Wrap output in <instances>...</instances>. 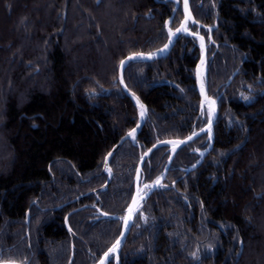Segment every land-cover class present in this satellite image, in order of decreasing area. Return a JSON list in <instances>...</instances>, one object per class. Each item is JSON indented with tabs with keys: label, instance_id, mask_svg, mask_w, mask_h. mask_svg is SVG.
<instances>
[{
	"label": "trees",
	"instance_id": "trees-1",
	"mask_svg": "<svg viewBox=\"0 0 264 264\" xmlns=\"http://www.w3.org/2000/svg\"><path fill=\"white\" fill-rule=\"evenodd\" d=\"M191 9L190 31L207 40L204 87L218 99L214 147L189 174L208 135L175 153L121 264H264V0ZM182 19L175 0H0V262L95 264L120 236L141 155L208 123L199 39L182 35L166 57L129 63L125 84L148 116L99 190L105 157L140 119L120 63L163 48ZM170 155L163 147L146 160L141 187L162 177Z\"/></svg>",
	"mask_w": 264,
	"mask_h": 264
},
{
	"label": "water",
	"instance_id": "water-1",
	"mask_svg": "<svg viewBox=\"0 0 264 264\" xmlns=\"http://www.w3.org/2000/svg\"><path fill=\"white\" fill-rule=\"evenodd\" d=\"M166 1H169V0H166ZM175 1H176V4H177V8L180 5H182L183 13H184V19H183V21L181 22L180 26L177 29H182L183 26H186L188 28L189 24H193V25L196 24V21L194 19L192 11H191V1L192 0H188L187 8L184 7V0H175ZM193 21H195V23H193ZM177 29L174 30V31L171 30V33H170L169 28H168L169 38H168V41L166 43L167 47L164 46L163 48H161V49H163V51H161V49H160V50L154 52L155 55L151 56V58H147L150 54H143L142 53L143 57L137 55L135 59H129L130 56L134 55V54H132V55L127 56L126 58H124L122 60V61H125V63L123 64V67H121V63H120L119 71H118L119 84H120L121 89L123 90V92L127 95V97L132 102L133 106L139 111L140 119H139V122L137 123V125L132 130L127 132L120 139V141L117 143V145H115L112 148V150L109 152V153H111V155L109 156V153H108L107 156L105 157L104 165H103V172L108 174V180H107L106 184L101 189H99L101 191L106 189L109 186V184H110V182L112 180L113 173H112V170H111L110 165H109L111 158L115 155V153L121 148V146L125 142H127V141H130L132 143L136 142L139 134L141 133V131H142L144 125H145V122H146L147 116H148L147 106L139 99V97L137 95H135L134 93L129 91V89L127 88V86L125 84V81H124V71H125L126 67L128 66V64L131 63V62H134V61L153 62V61H156L158 59L166 57L171 52V50L174 48V46H175V44H176V42H177V40H178V38L180 36L191 34L189 29H188L187 32H185L183 30L177 31ZM209 29H210V32H211L210 33V40L212 42V32L215 29H217V26L211 27ZM172 33H174V35ZM193 36H195L199 40H200L199 37H202L199 34L198 35H193ZM169 41H171V43H169ZM202 50H203V52L201 54V57H200V59H199V61L197 63L196 70H195L196 88H197V92H198L199 97H200V111L201 112L204 110L205 105L209 104V101H215L214 105H210L211 106V114H210L209 121H208V123H207V125L205 127H203L202 129L194 132V133H196V135H193L194 133L192 135H190V136L193 137L191 140H188V137H187V138L182 139V140L160 141V142H157L154 146H152L150 149H148L147 151H145V153H143L141 155L140 162H139V165L137 167V171H136V175H135V180H134V182H135L134 194H133L131 202H130L128 208H127L125 218L123 220L121 234L118 237V239L120 240V245L116 249V251L111 253V254H109L108 258L105 260V253H107L109 251V249H111L113 247L115 242L118 240L117 239L114 242V244L102 255L101 259L96 264H100L101 260H104V264H108V262H109L111 257H114L115 264H121L120 254H121L122 248H123V246H124V244H125V242H126V240L128 238V235H129V233L131 231V228L133 226L134 220H135V218H136V216H137V214L139 212V207H140L141 202L146 197L151 195L156 189H158L163 184V182L165 180V177L167 175L169 166H170V164L172 162V159H173L175 153L180 148H182V147L194 142L195 140H197L198 138L202 137L203 135H208L209 147L199 154L200 155V159L195 165H193V166H191V167H189L188 169L185 170V174H189V173L195 171L196 169H198L201 166V164L204 162V160L210 154V152L212 151V149L214 147L215 126H216L217 119H218L219 108H218V99H214V98L210 97L207 94V92L205 91V88H204L203 77L206 76V74H207V41H206V39L204 37H203ZM139 54H141V53H139ZM151 54H153V53H151ZM234 76H235V74L228 80V82L226 83L227 86L231 83V81L233 80ZM202 88H203V91H202ZM141 105H143V108L141 107ZM142 111L144 112V116L143 117H141V112ZM209 127H210V130H211L210 134H209V131H208ZM134 129H135V136L133 138V137L129 136V133L132 132ZM184 141H186V142H184ZM174 144H175V147H174ZM163 147H170L171 155L169 157V160H168V163L166 165L165 171H164L162 177L160 178V183L159 184L155 183L151 187V189H150V191L148 193H146L145 195L141 196L140 186H141V181H142V173H143L144 164H145L146 160L149 159L150 156L156 150H158L160 148H163ZM86 196L87 195H83V196L79 197L77 200H79V199H81L83 197H86ZM141 197H143V198L141 199ZM133 201H136V203L133 204ZM129 207L133 208L132 213L128 212ZM67 219H68V217L66 218V227L69 230ZM125 220H127V227L125 226ZM27 223H29V216H28ZM72 259H73V255H72L71 261H72ZM0 264H16V263H11V262L2 263V262H0Z\"/></svg>",
	"mask_w": 264,
	"mask_h": 264
},
{
	"label": "snow or ice",
	"instance_id": "snow-or-ice-1",
	"mask_svg": "<svg viewBox=\"0 0 264 264\" xmlns=\"http://www.w3.org/2000/svg\"><path fill=\"white\" fill-rule=\"evenodd\" d=\"M187 6H188V0H184V7L187 8ZM193 23H195V21H193ZM181 30L187 32L188 31V28L186 26H183L182 29H177V31H181ZM169 31L171 33V29H169ZM209 31H210V29H209ZM172 34L174 35V33H172ZM199 38L201 40V46L203 47V37H199ZM169 43H171V41H169ZM165 47H167V45H165ZM161 51H163V49H161ZM137 55L143 57V54L141 53V54H134L133 56H130L129 59H135ZM153 55H155V54L154 53L153 54H150L147 58H151V56H153ZM124 63H125V61H122L121 62V67H123V64ZM202 91H203V88H202ZM245 99H247V97H245ZM209 104L210 105H214L215 104V101H209ZM141 107L143 108V105H141ZM143 116H144V112L142 111L141 112V117H143ZM208 131H209V134H210V131H211L210 130V127H209ZM193 135H196V133H194ZM129 136L134 138V136H135V129L132 132L129 133ZM192 138H193L192 136H189L188 137V140H191ZM184 142H186V141H184ZM174 147H175V144H174ZM110 155H111V153H109V156ZM155 183L156 184H159L160 183V178H158L155 181ZM144 187L145 188H148V187H150V185L145 184ZM142 198L143 197H141V199ZM135 203H136V201H133V204H135ZM132 211H133V208L132 207H129L128 212L129 213H132ZM125 226L127 227V220H125ZM119 245H120V240L118 239L115 242V244L113 245V247L111 249H109V251L107 253H105V260L108 258L109 254H111V253H113V252L116 251V249L119 247ZM100 264H104V260H101Z\"/></svg>",
	"mask_w": 264,
	"mask_h": 264
},
{
	"label": "flooded vegetation",
	"instance_id": "flooded-vegetation-1",
	"mask_svg": "<svg viewBox=\"0 0 264 264\" xmlns=\"http://www.w3.org/2000/svg\"><path fill=\"white\" fill-rule=\"evenodd\" d=\"M180 6L182 7V5H180ZM191 11H192V9H191ZM192 14H193V13H192ZM183 19H184V13H183ZM183 19H182V21H183ZM194 19H195V18H194ZM182 21H181V22H182ZM180 24H181V23H180ZM180 24H179V26H180ZM190 25H193V24H189L188 29L190 28ZM194 25H195V24H194ZM196 25H197V23H196ZM200 25H201V24H200ZM179 26H178V27H179ZM214 26H217V25H214ZM214 26H210L209 28L214 27ZM178 27H177V28H178ZM169 29H170V28H169ZM174 30H176V29H173L172 31H174ZM215 30H216V29H215ZM189 31H190V29H189ZM190 32H191V31H190ZM209 32H210V31H209ZM210 33H211V32H210ZM210 33H209V40H210ZM198 34L201 35L200 32H198V33H196V34H194V33L191 32V34H187V35H198ZM212 38H213V32H212ZM178 39H179V38H178ZM177 41H178V40H177ZM199 41H200V40H199ZM206 41H207V40H206ZM210 41H211V40H210ZM200 43H201V41H200ZM207 47H208V46H207ZM200 48H201V50H202V46H200ZM200 57H201V55H200ZM199 59H200V58H199ZM150 189H151V188H149V189L146 190L144 187H140L141 196H142V195H145L146 193H148V192L150 191ZM158 189H159V188H158ZM149 196H150V195H149ZM149 196H148V197H149ZM148 197H146V198H148ZM146 198H145V199H146ZM145 199H144V200H145ZM144 200H143V201H144ZM143 201H142V202H143ZM142 202H141V205H142ZM122 225H123V224H122ZM101 257H102V256H101ZM101 257H100V259H101ZM112 258L114 259V257H111L110 260H111ZM100 259H99V260H100ZM99 260H98V261H99ZM110 260H109V262H110ZM98 261H97V262H98ZM97 262H96V263H97ZM109 262H108V263H109ZM96 263H95V264H96Z\"/></svg>",
	"mask_w": 264,
	"mask_h": 264
},
{
	"label": "rangeland",
	"instance_id": "rangeland-1",
	"mask_svg": "<svg viewBox=\"0 0 264 264\" xmlns=\"http://www.w3.org/2000/svg\"><path fill=\"white\" fill-rule=\"evenodd\" d=\"M218 108H219V106H218ZM209 110H210V109H209ZM218 115H219V114H218ZM206 125H207V124H206ZM206 125H205V126H206ZM205 126H204V127H205ZM140 209H141V206L139 207V211H140ZM138 214H139V212H138ZM138 214H137V215H138ZM136 217H137V216H136ZM135 220H136V218H135ZM135 220H134V222H135ZM133 225H134V223H133ZM132 228H133V226H132ZM132 228H131V230H132ZM130 233H131V231H130ZM130 233H129V235H130ZM120 234H121V233H120ZM129 235H128V236H129ZM117 239H118V238H117ZM127 239H128V238H127ZM126 241H127V240H126ZM125 243H126V242H125ZM113 244H114V243H113ZM113 244H112V245H113ZM112 245H111V246H112Z\"/></svg>",
	"mask_w": 264,
	"mask_h": 264
}]
</instances>
